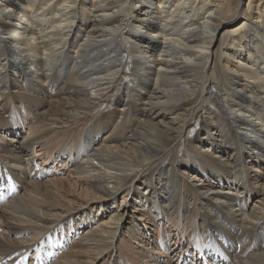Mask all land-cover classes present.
<instances>
[{"label":"bare ground","instance_id":"bare-ground-1","mask_svg":"<svg viewBox=\"0 0 264 264\" xmlns=\"http://www.w3.org/2000/svg\"><path fill=\"white\" fill-rule=\"evenodd\" d=\"M245 1L0 0V264H138L118 198L196 217L203 264H264V0ZM55 132L115 228L36 170Z\"/></svg>","mask_w":264,"mask_h":264},{"label":"rangeland","instance_id":"rangeland-1","mask_svg":"<svg viewBox=\"0 0 264 264\" xmlns=\"http://www.w3.org/2000/svg\"><path fill=\"white\" fill-rule=\"evenodd\" d=\"M248 1L249 0L245 1L244 6H243L244 9H246ZM9 138H12V137H9ZM56 138H59V136H57V133L55 132L54 134H52L53 140L50 142H47L46 147H44V149L40 150L36 148L37 146L35 147L36 149L35 148L33 149L34 154L32 156L36 160V165H37L36 170H40L43 172V174L46 175L43 181H46L47 179L50 180V179L57 178V179H62L65 182V186L71 185L70 188H72V190L67 191L63 195V198L67 199V201L72 200L73 202H76V203L79 202L80 205L84 204L85 202H89L88 206L90 207L96 206V204L98 203H102L101 205L99 204V207L101 206V208L98 207V209L104 214L103 215L101 214L102 217H99L101 219L98 221L100 223H102L103 221H107L109 218L107 219L103 218V216L105 217L106 215H109L106 212V209H105L106 205L104 204V202L109 201L110 198H99V195H97L96 199H92L89 197V195L88 196L81 195V190H78L81 188H79L77 185L82 186L83 184L78 182V177L74 173H71L73 172V169L70 167L71 164L64 165L63 163L55 160L58 148H61L64 146L62 145L56 148V146L58 145V142L61 140L59 138V140H57L58 142H56L55 140ZM8 144L10 146H14L10 144V142ZM63 156H64L63 157L64 159H67L66 154H64ZM80 160L81 158H79V161ZM46 169L47 171L45 172ZM108 188L111 189V184H108ZM120 195H122V192H118L116 194V197ZM256 199H258L256 196H251L247 198V201L245 202L246 204L245 209L250 210L251 207L253 206V202ZM122 206H124V203L121 205V199L118 198V200H116V202L114 203L113 207L119 210L118 211L119 214H122L124 218L126 219V222L123 224V226L119 225L120 227H122V229L118 231V236L120 237V240H124L128 242L130 247H132L131 250L134 249L131 252L134 251L133 253H138V252L143 251L144 253H146V255L144 256L142 260L139 259L136 261L138 264H145L144 261H149V263L151 264H189V262L193 261L199 264V262L203 261V258H201V255H203V251L202 252L200 250L198 251L197 249H195V247H193V244L195 243V241L193 242V238H194V235L197 233V231H196V225H195L196 223L193 224L192 220L196 219V217L192 216L193 218H190V221L185 223L184 219L182 218L178 219L177 217L175 218V215H173L171 218L168 217V215L164 216L161 213V208L157 203L154 205L153 208L151 207L148 208L147 206H145L144 211L140 210L138 212H134L131 207H126L120 213V211L122 210L121 208ZM86 209L87 207H82V210H83L82 212L86 211ZM93 215H94V211H93ZM115 218H116V215L112 219L115 220ZM133 218L135 219L134 221L132 220ZM95 221L91 222V225H90L91 228L96 224ZM99 222H98V225H99ZM115 226H116L115 221L106 222V228L108 229L115 228ZM151 227H152V230H150ZM177 227L181 228V230L179 231L180 233L176 231ZM79 228L80 227H77V226L75 227V229L77 230H80ZM129 230H131V232H129ZM131 234L138 236L139 237L138 240H136L135 237L132 236ZM182 234H183V237H182ZM175 239L177 240V242H180V248L181 250H183L182 252H185V255L183 257L181 256L178 258V254L175 256V253L173 254V251L169 252L170 247L175 248V251L177 252L180 250L176 248L177 245L174 247V245L172 244L174 243ZM164 240H165L166 246L169 247V249H166L164 247L165 246ZM184 249L187 251H184ZM205 255L207 257L208 254L205 252ZM206 259H207L206 261L208 262V264H212L210 258L207 257ZM204 264L206 263L204 262Z\"/></svg>","mask_w":264,"mask_h":264}]
</instances>
